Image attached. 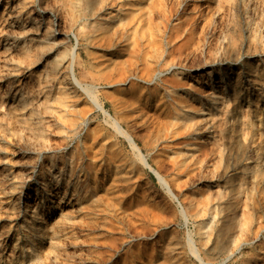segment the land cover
Here are the masks:
<instances>
[{
	"label": "rangeland",
	"instance_id": "374dc122",
	"mask_svg": "<svg viewBox=\"0 0 264 264\" xmlns=\"http://www.w3.org/2000/svg\"><path fill=\"white\" fill-rule=\"evenodd\" d=\"M116 3L114 0H106V8L103 11L104 18L106 15L108 18L109 13L111 14L116 7ZM206 3L213 10L211 13L209 12V16L205 20L203 13ZM83 5L82 0H0V264H199L198 259H202L205 264H264V0L159 1L156 14L149 24L150 28L154 29L151 31L155 35L158 34V39L162 43L161 54L166 56L167 51L171 52L169 59L175 65L170 68L165 65L167 56L165 59H158L155 62L142 61L136 58V60L133 58L129 61L127 67L135 74V79L138 81L137 87L140 86L142 95L147 94L146 109L140 112L135 111L136 103L126 101L125 104L127 105H125L118 98V100L116 99L117 95L112 96L113 101L112 97L108 98L109 95L107 94H109L110 87L102 84L98 77L99 72L91 69L88 51L92 52L95 48L86 44L79 36L80 24L86 22L83 18ZM175 22L183 24L189 22L191 27V42L183 49L178 48L181 37L178 35L175 37ZM86 28L88 29V26ZM1 30H4V33ZM113 44L115 45L112 46L114 48L106 51V53H111L110 57L107 55L110 58L108 61L107 56L101 60H96L97 62L95 61L97 63L95 64L99 66L97 69L102 68L105 64H124L125 46L117 40ZM231 44L234 51L229 54ZM73 50L81 52H79L80 63L75 65V75L81 84L78 86L73 82L76 91L71 92L69 90L72 89L70 88L71 84L66 79L67 70L63 69L62 66ZM112 50L114 51L112 52ZM180 53L182 56L186 55L184 62L180 64L181 66L176 64V59ZM119 55L121 56L119 57ZM215 59H221L222 66H225L224 62L231 59L232 62L229 61L230 63L227 64H231L235 68V74L238 72V76L241 74L239 77L242 93L238 107L240 124L233 131L229 128L225 131L227 135L231 134L233 143V141L244 139L243 137H250V125L255 123V128L251 129V135L254 133L253 142L251 141L245 150L250 156L249 162H247V164L250 163L247 167L248 172L247 174L242 173V167L247 165H244L245 161L236 164L230 157L225 158L223 147L218 145L220 141L222 142L221 130L224 126L221 123L220 126L214 128L218 122L215 114L213 123L212 120L207 123L201 122L200 129H198L200 136L202 135L205 140L201 139L206 144L213 146V153L200 166L195 165L189 171L190 174L187 178H184V171L179 174L180 179L185 181V189L177 186L175 188L168 171L170 170L169 164L166 165V169L159 168L151 149L158 141V139L155 140V133L160 132L158 131V123H154V120L156 121L155 114H160L163 110L166 111L167 99L162 93L165 82L161 78H169L173 74L172 72L177 71H183L182 74L186 73L189 76L199 74L195 77H198V84L196 85L199 87L194 86L195 82L191 81L193 86L203 95V99H205V94L207 95L208 92L218 88V86L219 92L225 93L227 81L222 78V84L218 82V73L206 75V79L203 78L204 75L200 78V72L205 73V70L209 69L210 62ZM252 62L258 63V72L254 81L245 79L246 66ZM188 64L191 65L188 66ZM143 68L154 69L151 71L154 76H152V81L149 84L142 83L143 81L138 77L139 70L142 72L144 71ZM157 70H162V72L158 74ZM235 74L233 75L236 76ZM209 81H212L211 87ZM89 85L93 87V94L96 91L95 97L97 100L99 99L98 102L100 101L99 103L105 111L116 118L137 141L150 166H153L152 168L158 170L166 178L169 193L165 189L166 186L164 187L158 182L155 174L148 167L143 166L139 160H136L130 151L126 137L116 133L113 124H110L112 123L111 119L106 114L102 115L103 112L101 113L100 109L90 101L91 95L85 94L86 91L82 92V90L90 87ZM221 87H223V91ZM60 91L65 94H59ZM73 93L77 94L74 95ZM69 94L75 96L70 103V108L74 109L73 112L71 111L73 109L69 110V107L63 108L61 103V100L67 98ZM77 95L79 96L78 99H76ZM111 101L113 103L115 101L116 106ZM82 102L84 104H81ZM158 103L163 105L160 106ZM78 105H81L79 107L83 106V110L79 111V107H76ZM123 106L127 113L122 110L123 113L120 116L118 114L119 109ZM130 106L132 108L134 106V110ZM54 107L55 109L58 107V109L55 110ZM156 107L159 111H155ZM212 109L214 112V107ZM113 110L117 112L113 113ZM59 111L64 113L61 114ZM56 112L61 115L56 114ZM130 113L131 116L128 115ZM134 113H136L135 116ZM56 115L60 117L58 118ZM66 115L71 117L73 125H69L70 121H67ZM122 115L126 120L122 119ZM127 115L128 117H125ZM148 117L149 119H146ZM63 118L66 121H63ZM133 123L138 130H134ZM243 124L245 125L243 126ZM87 131L92 133L88 134ZM135 131L136 133H134ZM137 131L143 132V134L139 135ZM144 131L149 134H145ZM144 135L147 138H144ZM178 139V137L174 140L171 137L160 136L159 141L163 140L168 146V152L171 153L173 144ZM86 140L87 143L90 142L88 144L91 147H87ZM109 142L111 145L108 146ZM97 144L100 145V149L97 148ZM117 148H120L121 152L115 151ZM114 151H118V153ZM122 152H124L123 156ZM109 153L110 156H108ZM95 162H98V165ZM114 162H117V166ZM191 175H194L193 178L196 180L192 179ZM244 176L245 178L253 177V187L249 192H246L245 185L238 187L240 179ZM94 178L97 179L98 183L95 188H92ZM114 179L115 182H113ZM67 184L72 186H69L71 189H68L69 191L74 190V193L80 195L78 204H73L74 211L71 215H80L81 221L73 227L62 229V232L66 234L65 237L60 236L61 242L56 250L49 247V240L54 232L52 222L60 216L61 211L63 212L66 207V199L58 202L57 195L63 194L62 185L66 188ZM117 185L119 186L117 187ZM117 188L119 191L116 190ZM69 191H67V197H70ZM135 192L137 194H134ZM143 192L146 194V198ZM87 193L91 196L93 205L90 214L79 210L85 199L83 195ZM183 193L190 197L193 196L191 194H194L195 199H202V195L208 196L206 200L208 210L200 211L197 216L192 215L191 210L183 204L185 196ZM108 195L111 200L108 198L105 201L104 199ZM126 195H131L132 199L129 197L124 199ZM140 199L145 200L149 205H146L149 208H147V212H138L133 207ZM148 199H150L149 202ZM223 200H229L235 205V217L231 220L232 230L226 238V249L223 251L211 250L213 242L209 241L206 244L204 241V244L200 240H205L204 237L213 226L215 219L213 211L218 203ZM150 205L152 208L155 206L154 209L158 208L160 211L157 212L160 215L159 219L152 220L151 213H148L150 212ZM48 207L51 208L48 211L49 214L46 212ZM181 208L186 212L184 218L182 217L183 214L179 213ZM126 213L128 215L130 213V218ZM120 214H124V217L120 218ZM169 215L170 217H168ZM85 217L88 220H85ZM90 223L91 225H89ZM188 239L191 240V243L189 242L191 246H188ZM190 247L194 250L192 248L190 250ZM192 251L193 253H191ZM194 253L198 254L197 259Z\"/></svg>",
	"mask_w": 264,
	"mask_h": 264
},
{
	"label": "bare ground",
	"instance_id": "6f19581e",
	"mask_svg": "<svg viewBox=\"0 0 264 264\" xmlns=\"http://www.w3.org/2000/svg\"><path fill=\"white\" fill-rule=\"evenodd\" d=\"M16 1V0H14ZM84 5H83V8H82V11H83V18L85 19L86 22H88V24H86V22H83L80 24V27H79V36L80 38L86 42V44H89L92 46V48H95L94 51H90L89 48L88 50V53H89V59L91 60V62H89L90 64V67L91 69H93L94 71H97L99 72L98 73V77L99 79L102 81L101 83L102 84H105L106 86L113 88L112 90L109 89V97H114L115 95H117L116 99L118 98L119 101L123 104H125L126 101H130L131 103H136L137 107L135 109V111H144L146 108L145 104L147 103L146 102V99H147V94L145 95H142V93L140 92V86L137 87L136 83L138 81H136L135 79V74H133L131 72V70L127 67L129 65V61H131V59H138V60H142V61H150V62H155L157 61L158 59H165V57L167 56V60H166V63L165 65L167 67H171L175 64L172 63V60L169 59V56L171 55V52H168L167 51V54L165 56V54H161V45L162 43L160 42V40L158 39V34L155 35L154 32V29L152 30L150 28V22H152L153 18H154V14L155 11L157 10V6H158V2L161 1V0H114L116 1V7L115 5H113L114 10L111 12V14L109 13V16L108 18L107 15H106V19L104 18L105 15H103V11L105 10V2L106 0H82ZM206 1V0H205ZM209 2V0H208ZM260 2V1H259ZM109 3V2H108ZM161 3V2H160ZM211 3V2H210ZM114 4V3H113ZM251 4V3H250ZM249 4V5H250ZM108 5V4H107ZM211 5V4H210ZM257 5V3H256ZM162 6H164L162 4ZM197 6V5H196ZM205 11H204V19L206 20V18L209 16V12L211 13V7H209L208 3H206L205 5ZM112 7V6H110ZM109 7V9H111ZM216 8V7H215ZM164 9H165V6H164ZM160 10V9H159ZM204 10V9H203ZM202 10V11H203ZM7 11V10H6ZM109 11V10H108ZM108 11H107V14H108ZM161 11H162V8H161ZM215 11V10H214ZM213 11V12H214ZM1 12V11H0ZM262 12V11H261ZM8 13V12H7ZM10 13V12H9ZM160 13V12H159ZM11 14V13H10ZM7 15V14H6ZM211 15V14H210ZM10 16V15H9ZM94 16V17H92ZM202 16V15H201ZM12 17V15H11ZM9 18V17H8ZM181 18V17H180ZM213 18V17H212ZM10 19V18H9ZM80 19V18H79ZM92 21H90V20ZM254 20V18H252ZM262 19V18H261ZM12 20V18H11ZM202 20V19H201ZM9 21V20H7ZM6 21V22H7ZM79 21V20H78ZM13 22V21H12ZM197 22V20H196ZM209 22V21H208ZM264 22V21H263ZM262 22V23H263ZM10 23V22H9ZM198 23V22H197ZM211 23V22H210ZM5 24V23H4ZM155 24V23H154ZM195 24V22H194ZM217 24V23H216ZM157 25V23H156ZM155 25V27H156ZM196 25V24H195ZM210 25V24H209ZM86 26H88V29L86 28ZM154 26V25H153ZM216 26V25H215ZM159 27V26H158ZM175 29H176V34H175V37L178 35L181 37V41L179 42L178 44V48L179 49H183L186 45H188L190 42H191V27H190V24L189 22L187 23H178V22H175ZM197 27V25H196ZM204 27V26H203ZM263 27H264V24H263ZM198 28V27H197ZM1 29V28H0ZM152 30V31H151ZM6 31V29H5ZM195 31V30H194ZM198 31V30H196ZM2 33H4V30L2 31ZM185 33V34H184ZM76 34V33H75ZM78 34V33H77ZM196 34V32H195ZM6 36V35H5ZM161 37V36H160ZM201 37V36H200ZM1 38V37H0ZM5 38V37H4ZM77 39V38H76ZM194 39V37H193ZM3 40V39H2ZM117 42H122L123 45L125 46V52H126V57L123 59L124 61V64H118V65H115L116 63L114 64H105L102 66V68L100 69H97V66L96 65L97 61L96 60H101V58L109 55H111V53H106V51L108 52V50H111V48H114L112 47L114 44V41ZM6 41V40H5ZM199 41V40H198ZM224 42V41H223ZM1 43V42H0ZM49 43V42H48ZM51 43V42H50ZM80 43V42H79ZM161 43V44H160ZM166 43V42H165ZM11 44V43H10ZM85 44V43H84ZM117 44V43H116ZM194 44V43H193ZM119 45V44H118ZM11 46V45H10ZM38 46H40L38 44ZM115 46V45H114ZM120 46V45H119ZM118 46V47H119ZM123 46V47H124ZM166 46V45H165ZM196 46V45H195ZM223 46V45H222ZM87 47V46H86ZM122 47V48H123ZM121 48V47H119ZM164 48V47H163ZM74 49V47H73ZM91 49V48H90ZM15 50V49H14ZM72 50V48L70 49V51ZM93 50V49H91ZM12 51V50H11ZM114 50H112L113 52ZM120 51V50H119ZM123 51V49H122ZM234 51V48H233V45L231 44V50H230V53L231 54L232 52ZM80 52V51H79ZM79 52L77 50H73L72 52H70V56L67 60H65V63L64 65L62 66L63 69H66L67 71V75H66V79L68 80V82L71 84V87L72 89H69L71 92H74V88H75V85L73 84L76 83L78 84H81L79 79L76 77L75 75V65L76 64H79L80 63V55H79ZM118 52V50H117ZM116 52V53H117ZM182 52V51H181ZM81 53V52H80ZM115 53V54H116ZM121 53V52H120ZM173 53V52H172ZM189 53V52H188ZM191 54V53H190ZM220 54V53H219ZM218 54V55H219ZM88 55V54H87ZM207 55V54H206ZM22 56V55H21ZM121 55H119L120 57ZM108 57V56H107ZM106 58L107 61L108 59L110 58ZM186 57L185 56H182L181 53L179 54L178 58L176 59V64H182L184 62V58ZM212 57V56H211ZM227 57V56H226ZM118 58V56H117ZM192 58V57H191ZM190 58V59H191ZM208 58V57H206ZM219 58V57H217ZM105 59V60H106ZM112 59V58H111ZM115 59V58H114ZM135 59V60H136ZM187 59V58H186ZM185 59V61H187ZM193 59V58H192ZM205 59V58H204ZM222 59V58H221ZM221 59H215L213 61L210 62V64L208 65L209 66V69L208 70H205V73H202L200 72V78L201 76L204 75L203 78H205L206 75L210 76L211 73H218L219 75V80L218 82H222V78H225V80L227 81V91H224L225 93L223 92H219V86L218 88H214L213 90H211L210 92H208V94L204 96L205 99L202 98V94L194 87H199L198 85V82H197V78H195L197 75L199 76V74H195L194 76H189L187 75L185 72V74H182V72H172L173 74L170 75L169 78L167 77H162L161 79L165 82V85H164V88H163V95L166 96V111L163 110L162 113H158V114H155V117H156V121L154 120V123L157 122L158 124V131L160 132H156L155 133V129L153 130L154 133H155V140L158 139L157 143H155L153 146H152V151H153V154L158 162V165H159V168H162V169H166V165L169 166V174L171 176V182L175 185V188L176 186L179 187V188H182V189H185V181L181 180L180 177L178 176L179 174L183 173L184 171V178H187V176L190 174V170L195 166V165H201L203 161H207L208 157L213 153L214 151V148L212 145H209V144H206L204 142V138L202 137V135L200 136L199 132H198V129H200V124L201 122L203 123H207L208 121H211L212 120V123L214 121V118H215V114H216V121H218L215 125H214V128L215 126H220L221 123L223 124V128L221 130L222 132V142L220 141V144L218 143L219 146H221V148L223 147L224 149V156L226 159H228V157H230L233 161L236 162V164H239L241 163L242 161H245L244 165L247 164V162H249V159H250V156L247 155V153L245 152V150L247 149V147L249 146V143H251V141L253 140V136H254V133H252L251 135V129L253 130V128H255V123H251L250 125V137H243L244 139L242 140H237V141H233L232 143V137H231V134L227 135L226 131L228 128L233 131V129H235V127L237 125L240 124V120H239V117H238V107H239V98L241 97V80H240V75L238 76V74L234 73L235 72V68H233V66L231 64H227V63H230L228 60L227 62H224L225 63V66H222L221 65ZM105 60H102L103 62ZM113 60V59H112ZM121 60V59H120ZM237 60V58H236ZM96 61V62H95ZM208 61V60H207ZM99 62V61H98ZM101 62V61H100ZM101 62V63H103ZM128 62V64H127ZM195 62V61H193ZM232 62V61H231ZM96 63V64H95ZM123 63V62H122ZM134 63V62H133ZM160 63V62H159ZM188 63V62H187ZM186 63V64H187ZM152 64V63H151ZM155 64V63H154ZM185 64V65H186ZM196 64V63H195ZM194 64V65H195ZM100 65V64H99ZM134 65V64H133ZM184 65V66H185ZM191 65V64H188V66ZM130 66L131 63H130ZM129 66V67H130ZM178 66V65H176ZM181 66V65H180ZM203 66V65H202ZM99 67V66H98ZM137 67V65H136ZM187 67V66H186ZM247 67V71L245 72V79L246 80H251V81H254L256 79V74L258 72V63L257 62H252L250 63L249 65L246 66ZM131 68V67H130ZM133 68V66H132ZM154 68V67H153ZM168 68V69H169ZM177 68V67H176ZM195 68V67H194ZM152 69V68H151ZM149 69V68H143L144 71L140 72L139 70V79H141L143 82L142 83H146V84H149L151 83L152 81V76L153 73H151V71H154V69ZM167 69V70H168ZM193 69V68H192ZM196 69V68H195ZM61 70V69H60ZM166 70V69H165ZM63 71V70H62ZM158 71V74H160L162 72V70H157ZM192 71V70H191ZM203 71V70H202ZM52 72V71H51ZM64 72V71H63ZM65 72V73H66ZM96 72V73H97ZM156 72V71H155ZM194 72V71H193ZM49 73V72H48ZM61 73V72H60ZM64 73V74H65ZM136 73V72H135ZM171 73V72H170ZM188 73V71H187ZM233 74H235L236 76H234ZM49 75V74H48ZM137 75V74H136ZM166 75V74H165ZM62 76V75H61ZM60 76V77H61ZM64 76V75H63ZM217 76V77H218ZM194 77V78H192ZM258 77V75H257ZM214 78V77H213ZM206 79V78H205ZM61 80V79H60ZM59 80V81H60ZM193 80L195 82L194 86H193V82L191 81ZM212 80V79H211ZM217 80V79H215ZM154 81V80H153ZM66 82V81H65ZM83 82V81H82ZM140 82V81H139ZM201 82V81H200ZM210 82V87H211V84H212V81H209ZM217 82V83H218ZM66 84V83H65ZM69 84V85H70ZM164 84V83H163ZM222 84V83H221ZM74 85V86H73ZM93 85V84H92ZM140 85V84H138ZM200 85V84H199ZM64 86V85H63ZM66 86V85H65ZM83 86V84H82ZM90 87H87L85 90H82V92L86 91L85 94L87 93V95H91V98H90V101H92V103H94V105L100 109L101 113L103 112L102 115L106 114V116L108 118L111 119L112 123L110 124H113L114 128H115V131L116 133L118 134H121L123 136L126 137V140L127 143L129 142V148L131 149L130 151H132L131 153L133 154L134 157H136V160H139L141 162V164L145 167H148L154 174L155 176L157 177V180L158 182L161 184V185H164V187L166 186L165 189H167V193H169V187H168V183L166 181V178H164L159 172L158 170H156L155 168H152L150 166V164L148 163L147 159H146V156L145 154H143L142 152V149L141 147L139 146V144L137 143V141L122 127V125L119 123V121L116 119V118H113L107 111H105V109L101 106V104L98 102L97 98L95 97V95L97 94L96 91L95 93L93 94V87H91V85H89ZM95 86V85H94ZM105 86V87H106ZM142 86V84H141ZM160 86V85H159ZM202 86V85H201ZM204 86V85H203ZM217 86V84H216ZM221 86V85H220ZM55 87V86H54ZM152 87V86H151ZM161 87V86H160ZM209 87V88H210ZM80 88V87H79ZM104 88V87H103ZM154 88V87H153ZM222 88V91H223V87ZM64 89V87H63ZM66 89V88H65ZM60 90V89H59ZM62 90V89H61ZM201 90V89H200ZM226 90V89H225ZM65 92V90H63ZM76 91V90H75ZM80 92V90H78ZM155 91V89H154ZM161 91V90H160ZM64 92H61L63 94H65ZM68 92V91H66ZM83 92V93H84ZM108 92V90H107ZM143 92V91H142ZM82 93V94H83ZM157 93V92H156ZM161 93V94H162ZM74 94V93H73ZM73 94H69V96H65L67 98H64V100H61V103L63 104L62 106H64L63 108L65 107H69L70 108V103L72 102V99L75 98V96H73ZM77 94V93H76ZM74 94V95H76ZM67 95V94H66ZM79 95V93H78ZM77 95V96H78ZM88 95V96H89ZM73 96V97H72ZM80 96V95H79ZM79 96L76 98L78 99ZM104 96V95H103ZM151 96V95H150ZM156 96V95H154ZM72 97V98H71ZM85 97V95H84ZM87 97V96H86ZM105 97V96H104ZM113 97H112V101H113ZM159 97V96H158ZM163 97V96H162ZM63 99V98H62ZM81 99V98H80ZM92 99V100H91ZM117 99V100H118ZM151 99V98H150ZM115 100V99H114ZM153 100V99H152ZM111 101V102H112ZM116 101V100H115ZM114 101V103H115ZM119 101H116L119 103ZM162 101H165V100H162ZM58 102V100H57ZM60 102V101H59ZM74 102V101H73ZM81 102V100H80ZM84 102V100H83ZM81 103V104H84V103ZM79 103V102H78ZM113 103V102H112ZM113 103V105H115ZM130 103V104H131ZM153 103V102H152ZM151 103V104H152ZM164 103V102H163ZM215 103H218V104H215ZM55 104V103H54ZM129 104V105H130ZM159 104V103H158ZM59 105V104H58ZM122 105V104H121ZM127 105V104H125ZM128 105V106H129ZM132 105V104H131ZM160 105V104H159ZM163 105V104H161ZM160 105V106H161ZM75 106V105H74ZM81 106V105H78L76 106L77 108ZM116 106V105H115ZM120 107V105H118ZM150 106V105H149ZM153 106V105H152ZM155 106V105H154ZM83 107V106H82ZM82 107H79L78 109H80L79 111L83 110ZM105 107V105H104ZM126 107V106H125ZM214 107V112H213V108ZM68 108V109H69ZM82 108V109H81ZM116 108V107H115ZM124 106L119 109V115L122 112ZM129 108V107H128ZM130 108H132L130 106ZM134 108V106H133ZM132 108V109H133ZM55 109V107L53 108ZM58 109V107L56 108ZM55 109V110H56ZM67 109V110H68ZM73 108H70L69 110H71ZM95 109V108H94ZM131 109V110H132ZM153 109V108H152ZM60 110V109H59ZM62 110V109H61ZM130 110V111H131ZM134 110V109H133ZM158 110V108L156 107L155 108V111ZM66 111V110H65ZM72 112L74 111L71 110ZM116 111V110H115ZM113 110V113L115 112ZM125 111V110H124ZM149 111V110H148ZM159 111V110H158ZM53 112V111H52ZM61 114H63L64 112L63 111H59ZM84 112H85V108H84ZM117 112V111H116ZM55 113V112H54ZM67 113V112H66ZM65 113V114H66ZM79 113V112H78ZM125 113H127L125 111ZM124 113V114H125ZM137 113V112H136ZM134 113V116L135 114ZM56 114H59L58 112H56ZM59 114V115H61ZM117 114V115H118ZM123 114V115H124ZM133 114V113H132ZM59 115H56L58 116V118L60 117ZM70 115V114H69ZM69 115H66L67 116V121H70L69 122V125H71L73 123V120L71 121V117L69 118L68 116ZM116 115V116H117ZM123 115H122V119L126 120L125 118H123ZM129 116H131V113L128 114ZM125 116V117H128ZM139 115V114H138ZM75 116V115H74ZM72 116V117H74ZM121 116V115H120ZM149 116V115H148ZM64 117V116H62ZM133 117V116H132ZM141 117V116H140ZM150 117V116H149ZM146 118V119H149ZM77 118V117H76ZM106 118V117H105ZM242 118V117H241ZM244 118V117H243ZM66 119L64 120V118L62 119L63 121H66ZM145 119V118H144ZM152 119V118H151ZM61 120V119H60ZM61 120V121H62ZM243 120V119H242ZM241 120V121H242ZM253 121V119H251ZM151 121V120H150ZM249 121H250V118H249ZM72 122V123H71ZM74 122H75V119H74ZM106 122V121H105ZM130 122V121H128ZM243 122V121H242ZM65 123V122H64ZM131 123V122H130ZM147 123V122H146ZM67 124V123H66ZM108 124V123H106ZM132 124V123H131ZM130 124V125H131ZM151 124V123H150ZM246 124H248L246 122ZM68 125V124H67ZM73 125V124H72ZM96 125V124H95ZM129 125V126H130ZM134 125V123H133ZM132 125V128L133 127ZM156 125V126H157ZM245 124H243L244 126ZM98 126V125H97ZM206 126V125H205ZM258 126V125H257ZM256 126V127H257ZM110 127H112L110 125ZM140 127V125H139ZM142 127V126H141ZM248 127V126H247ZM245 127V128H247ZM100 128V127H99ZM150 128V127H149ZM203 128V127H202ZM210 128V127H209ZM258 128V127H257ZM105 129V128H104ZM137 129L136 127L134 128V130ZM141 129V128H140ZM249 129V128H248ZM88 130V129H87ZM94 130V129H93ZM103 130V129H102ZM106 130V129H105ZM138 130V129H137ZM143 130V129H142ZM141 130V131H142ZM140 131V130H139ZM147 131V130H146ZM152 131V130H151ZM255 131V130H254ZM88 134L92 133L89 131H87ZM138 132V131H137ZM145 132V131H144ZM201 132V131H200ZM210 132V131H209ZM257 132V131H256ZM115 133V132H114ZM132 133V131H131ZM136 133V131L134 132ZM139 133V132H138ZM143 134V132H141ZM139 133V135L141 134ZM208 133V132H207ZM216 133V131H215ZM218 133V132H217ZM79 134V133H78ZM94 134V133H93ZM141 134V135H142ZM145 134H149V133H146ZM203 134V133H202ZM213 134V133H212ZM96 135V134H94ZM257 135V134H256ZM87 136V135H86ZM92 136V135H90ZM151 136V135H150ZM160 136H164V137H171V139H177V137L179 138L178 141H176V143L173 144V147H172V151L171 153L168 152V146L166 145V143H164L163 140H160ZM205 136V135H204ZM104 137V136H103ZM137 137V136H135ZM147 138V136L144 135V138ZM78 139L80 138L79 136L77 137ZM99 138V137H98ZM107 138V136H106ZM124 138V137H123ZM141 138V137H140ZM143 138V136H142ZM203 138V139H201ZM97 139V138H96ZM139 139V138H137ZM162 139V138H161ZM98 140V139H97ZM104 140V138H103ZM106 140V139H105ZM219 140V139H218ZM79 141V140H78ZM84 141V140H83ZM255 141V140H254ZM81 142H82V139H81ZM108 142V141H107ZM106 142V143H107ZM112 142V141H111ZM154 142V141H153ZM152 142V143H153ZM253 142V141H252ZM83 143V142H82ZM86 143H87V140H86ZM90 144V142H88ZM87 143V144H88ZM208 143V142H207ZM85 144V142H84ZM89 144L87 145V147H91V145L89 146ZM96 144V143H94ZM114 144V143H112ZM77 145H81V144H77ZM111 145L110 142L108 144V146ZM215 145V144H214ZM94 146V145H93ZM92 146V147H93ZM98 146V147H97ZM97 148H99L100 145L97 144ZM107 146V147H108ZM102 147V146H101ZM83 148V147H82ZM106 149V147H104ZM102 148V149H104ZM112 148V147H111ZM85 149V148H83ZM100 149V148H99ZM104 149V150H105ZM120 148H117L115 149L118 150L119 152H121L119 150ZM93 150V148H92ZM114 150V149H113ZM112 150V151H113ZM91 151V150H89ZM101 151V150H99ZM114 151V152H115ZM115 152V153H118ZM151 151V150H150ZM151 151V152H152ZM80 152V151H79ZM105 152V151H104ZM109 152V151H108ZM114 152H113V155H114ZM86 153V152H84ZM123 153L122 152V156H123ZM88 154V152H87ZM152 154V155H153ZM215 154V153H214ZM91 155V154H89ZM102 155V154H101ZM105 155V154H104ZM112 155V156H113ZM117 155V154H116ZM217 155V154H216ZM254 155V154H253ZM87 156V155H86ZM93 156V155H92ZM91 156V159H93ZM97 156V155H95ZM94 156V157H95ZM99 156V154H98ZM108 156H110V153L108 154ZM252 156V154H251ZM255 156V155H254ZM79 157V155H78ZM83 157V156H82ZM151 157V156H149ZM50 158V157H49ZM52 158V157H51ZM119 158V157H118ZM123 158V157H122ZM53 159V158H52ZM55 159V158H54ZM80 159V158H79ZM100 159V158H99ZM210 159V158H209ZM121 160V159H120ZM119 160V161H120ZM123 160V159H122ZM126 160V159H125ZM155 160V161H156ZM49 161V159H48ZM118 161V160H117ZM215 161V160H214ZM217 161V160H216ZM215 161V162H216ZM81 162V161H80ZM100 162V161H99ZM152 162V161H151ZM154 162V161H153ZM252 162V161H251ZM96 163V162H95ZM107 164V161L105 162ZM113 163V162H112ZM117 163V162H116ZM114 162V164H116ZM128 163V162H127ZM155 163V162H154ZM52 164V162H51ZM98 165V162L96 163ZM111 163H109L110 165ZM243 164V163H242ZM250 163H248L247 165H245L244 167H242V173L244 174H247V167L249 166ZM53 165V164H52ZM64 165V164H63ZM81 165V164H80ZM96 165V167H98ZM128 165V164H127ZM50 166V164H49ZM93 166V165H92ZM105 166V165H104ZM112 167V164L110 165ZM117 166V164H116ZM138 166V165H137ZM140 166V165H139ZM204 166V165H203ZM206 166V165H205ZM110 167V168H111ZM119 167V166H118ZM127 167V166H126ZM68 168V166H67ZM83 168V167H82ZM101 168V167H99ZM107 168V167H106ZM114 168V166L112 167ZM87 169H90V168H87ZM105 169V168H104ZM124 169V168H123ZM168 169V168H167ZM195 169H197V167H195ZM194 169V171H195ZM210 169V167H209ZM67 170V169H66ZM65 170V171H66ZM102 170V169H101ZM112 170V169H111ZM137 170V169H136ZM198 170V169H197ZM216 170V168H215ZM77 171V170H76ZM75 171V172H76ZM82 171V170H81ZM123 171V170H122ZM120 171V172H122ZM79 172V171H78ZM115 172V171H114ZM119 172V171H118ZM137 172V171H136ZM222 172V170H221ZM227 172V171H226ZM68 173V172H67ZM81 173V172H80ZM98 173V172H97ZM125 173V172H124ZM127 173V172H126ZM42 174V173H41ZM92 174V173H91ZM90 174V175H91ZM94 174V173H93ZM210 174V173H209ZM97 175V174H96ZM107 175V174H106ZM135 175V173H134ZM213 175V174H212ZM253 175V174H252ZM55 176V175H54ZM59 176V175H58ZM112 177V175H109V177ZM192 176V175H191ZM194 176V175H193ZM192 176V179H195L193 178ZM200 176V175H199ZM220 176V175H219ZM239 176V175H238ZM254 176V175H253ZM65 177V176H64ZM80 177V176H79ZM82 177V176H81ZM91 177V176H90ZM97 177V176H96ZM182 177V176H181ZM212 177V176H211ZM247 177V176H246ZM41 178V177H40ZM60 178V177H59ZM100 178V177H99ZM105 178V176H104ZM108 178V177H107ZM68 179V178H67ZM73 179V177H72ZM86 179V178H85ZM112 179V178H110ZM191 179V177H190ZM235 179V178H234ZM237 179V178H236ZM78 180V179H77ZM76 180V181H77ZM109 180V178H108ZM107 180V181H108ZM127 180V179H126ZM196 180V179H195ZM64 181V180H63ZM70 181V180H69ZM72 181V180H71ZM75 181V180H74ZM89 181V180H88ZM93 182V186L92 188L96 187V184L98 183L97 179L94 178L92 180ZM106 181V182H107ZM112 181V180H111ZM110 181V182H111ZM193 181V180H192ZM109 182V183H110ZM113 182H115V179L113 180ZM55 183V182H53ZM52 183V184H53ZM91 183V182H90ZM104 183V182H103ZM117 183V182H116ZM170 183V182H169ZM171 183V185H172ZM100 184V183H99ZM107 184V183H106ZM211 184V183H210ZM73 185V184H72ZM76 186V184H74ZM105 185V184H104ZM239 185H245V189H246V192H249L252 187H253V177L252 178H242L240 179V183H238V187ZM63 186V194L60 196V195H57L58 196V202L59 201H63V199L65 200L66 199V207L65 209L63 210V212L61 211L60 213V216L55 219L53 222H52V229L54 230V232L52 233L53 236H51L50 240H49V247L53 248V249H56L57 250V246L58 244H60V236H64L65 237V232H62V229H66L67 227H73L77 222H80L81 221V217L80 215H74L72 216L71 213H73V204L77 203L80 199V195H78L77 193H74L73 191H69L68 189H70L69 186H71L70 184H67L66 185V188H64L65 186ZM87 186V185H86ZM103 186V185H102ZM119 185H117L118 187ZM122 186V185H121ZM228 186V185H227ZM55 187V185H54ZM72 187V186H71ZM130 187V186H128ZM241 187V186H240ZM75 188V187H74ZM73 188V189H74ZM121 188V187H120ZM132 188V187H131ZM172 188V187H171ZM174 188V190H175ZM209 188V187H208ZM244 188V187H243ZM109 189V188H108ZM187 189V188H186ZM203 189V188H202ZM214 189V188H213ZM217 189V188H216ZM245 189H242V190H245ZM62 190V189H61ZM71 190V189H70ZM79 190V189H78ZM96 190V189H95ZM107 190V189H105ZM118 190V188L116 189ZM137 190V189H136ZM142 191H144L143 189H141ZM210 190V189H209ZM43 191V189H42ZM45 192H48L46 190H44ZM67 191H69V194H70V197H67L68 196V193ZM119 191V190H118ZM172 191V190H170ZM176 191V190H175ZM96 192V191H95ZM94 192V194H95ZM102 192V191H101ZM106 192V191H105ZM122 192V190H121ZM149 192V191H147ZM173 192V191H172ZM181 192V191H180ZM214 192V191H213ZM97 193V192H96ZM109 193V192H108ZM112 193V191H111ZM114 193V192H113ZM117 193V192H116ZM119 193V192H118ZM142 193V192H141ZM144 193V192H143ZM178 193V191H177ZM190 193V192H189ZM188 193V194H189ZM207 193V192H206ZM100 194V193H99ZM107 194V193H106ZM134 194H137L136 192ZM145 194V193H144ZM143 194V195H144ZM174 194V192H173ZM184 194V193H183ZM213 194V193H212ZM97 195V194H96ZM185 195V194H184ZM193 196H187L185 195L184 198H183V204L185 205V207L189 208L191 210V214L192 215H195L197 216L198 213L200 211H205V210H208V206H207V203H206V200L208 199V196H203L202 199H195V196L194 194H191ZM206 195V194H205ZM229 195V194H228ZM82 196V195H81ZM85 197L84 199V202L83 204L79 207V210L82 211V212H88L87 214H90V211L92 210V199H91V196L89 195V193L83 195ZM82 196V198H84ZM94 196V195H93ZM98 196V195H97ZM140 196V195H138ZM145 198H146V194L144 195ZM142 196V197H144ZM174 196V195H173ZM214 196V195H213ZM114 197V196H113ZM130 198L132 199V196L131 195H126L124 197L125 198ZM180 197V196H179ZM103 198V197H102ZM109 198V195L106 196V199H104L105 201L108 200ZM121 198V197H119ZM141 198V197H140ZM144 198V199H145ZM212 198V197H211ZM110 199V198H109ZM174 199H175V196H174ZM102 200V199H101ZM111 200V199H110ZM109 200V201H110ZM150 199H148V202H149ZM172 200V199H171ZM18 201V199H17ZM154 202V201H153ZM157 202V201H156ZM115 203V202H114ZM78 204V203H77ZM81 204V203H79ZM119 204V203H118ZM116 205V204H115ZM147 202L145 200H139L135 203V205L133 206L138 212H147ZM158 205V204H157ZM177 205V204H176ZM179 205V203H178ZM47 206V205H46ZM77 206V205H76ZM102 206V205H101ZM106 206V205H105ZM149 206V205H148ZM36 207V206H35ZM38 207V206H37ZM52 207V206H51ZM129 207V206H128ZM131 207V206H130ZM155 207V206H154ZM154 207L152 208L151 205H150V212L148 213H151V218L152 220H157L160 218V215L157 213V212H160L158 211V208L155 210ZM167 207V206H166ZM178 207V206H177ZM180 207V206H179ZM183 207V206H182ZM46 208V207H45ZM44 208V209H45ZM64 208V207H63ZM75 208V206H74ZM120 208V206H119ZM152 208V209H151ZM160 208V207H159ZM49 209L51 208H47L46 209V212L48 213ZM131 209V208H129ZM149 209V208H148ZM180 209V208H179ZM62 210V209H61ZM111 210V209H110ZM132 210V209H131ZM53 211V210H52ZM60 211V209H59ZM95 211V210H94ZM99 211V210H98ZM35 212V211H34ZM42 212V211H40ZM39 212V213H40ZM77 212V211H76ZM134 212V211H133ZM137 212V213H138ZM43 213V212H42ZM55 213V212H54ZM79 213V212H78ZM135 213V212H134ZM146 213V214H148ZM179 213H182V217L184 216V213L185 210L183 208H181V210L179 211ZM49 214V213H48ZM47 214V215H48ZM52 214V213H51ZM82 214V213H81ZM104 214V213H103ZM128 215V213H126ZM140 214V213H139ZM138 214V215H139ZM162 214V212H161ZM202 214V213H201ZM213 214H214V221H213V226H211V229L206 233V236L204 237L205 240H200L201 242L205 241L206 244H208L209 241L213 242V246L211 247V250H217V251H223L224 249H226L227 247V237L230 235V232L232 230V225H231V220L235 217V205L229 201V200H223V201H220L217 205V207H215V210L213 211ZM83 215V214H82ZM86 215V214H84ZM116 215V214H115ZM130 215V213H129ZM128 215V216H129ZM135 215V214H133ZM137 215V214H136ZM41 216V215H40ZM90 216V215H88ZM87 218H90L88 217ZM141 216V215H139ZM145 216V215H143ZM163 216V215H162ZM167 216V215H166ZM193 216V217H195ZM120 218H123L124 217V214H120L119 215ZM170 217V215L168 216ZM186 217V216H185ZM86 218V217H85ZM85 219V220H88V219ZM97 218V217H96ZM96 218H93V219H96ZM130 218V216L128 217ZM137 218V217H136ZM184 218V217H183ZM212 218V217H211ZM84 219V218H83ZM132 221H134L133 219H131ZM172 220V219H171ZM198 221V219H196ZM203 220V219H202ZM209 220V219H208ZM126 221V220H125ZM201 221V220H200ZM83 222V221H82ZM86 222V221H85ZM113 222V220H112ZM89 223V222H88ZM118 223V222H117ZM208 223V222H207ZM206 223V224H207ZM101 224V223H100ZM91 225V223L89 224ZM158 225V224H157ZM83 226V225H82ZM91 227V226H90ZM115 228V227H114ZM113 228V229H114ZM156 228V227H155ZM200 228V227H199ZM242 229V227H241ZM38 230V229H37ZM51 230V229H50ZM73 230V229H71ZM88 230V229H87ZM105 230V229H104ZM159 230V229H158ZM157 230V231H158ZM207 230V229H206ZM205 230V232H206ZM52 231V230H51ZM70 231V230H69ZM38 232V231H37ZM36 232V233H37ZM40 232V231H39ZM67 232V231H66ZM159 232V231H158ZM51 233V232H50ZM49 233V234H50ZM160 233V232H159ZM204 233V232H203ZM259 234V233H258ZM69 235V233H68ZM67 236V235H66ZM32 237V236H31ZM72 237V236H71ZM75 238V236H73ZM106 237V236H105ZM159 237V236H158ZM29 238V237H28ZM68 238V237H67ZM73 238V239H74ZM234 238V237H232ZM69 239V238H68ZM32 240V239H31ZM37 240V239H36ZM76 240V239H75ZM34 241V240H33ZM191 240L188 239V244ZM234 241V240H233ZM239 242V241H238ZM191 243V242H190ZM204 243V244H205ZM235 243V242H234ZM193 244V243H192ZM232 244V243H231ZM240 244V242H239ZM195 245V244H194ZM188 246H191L190 244ZM204 246V245H203ZM3 248V247H2ZM192 247H190L189 249H191ZM196 248V247H195ZM194 250V249H193ZM201 250V249H200ZM210 250V248H209ZM208 250V252H209ZM50 251V249H49ZM198 251V250H197ZM233 251V250H232ZM235 251V250H234ZM213 252V251H212ZM60 253V252H59ZM163 253V252H162ZM193 253V251L191 252ZM190 253V254H191ZM196 253V252H195ZM194 253V256L196 255V259H197V256L198 254H195ZM219 253V252H218ZM233 253V252H232ZM206 254V253H205ZM229 254V253H228ZM153 255V254H152ZM155 255V254H154ZM192 255V254H191ZM230 255V254H229ZM213 256V255H212ZM216 256V255H215ZM227 256V255H226ZM56 257V256H55ZM171 257V256H170ZM167 258V257H166ZM227 258V257H226ZM171 259V258H170ZM215 259V258H214ZM63 260V259H62ZM168 260V259H167ZM199 260V264H205V262L202 260V259H198ZM131 261V260H130ZM157 261V260H156ZM166 262V261H165ZM156 263V262H154ZM209 263V262H208ZM234 263V262H233ZM168 264V263H167ZM172 264V263H171ZM174 264V263H173Z\"/></svg>",
	"mask_w": 264,
	"mask_h": 264
}]
</instances>
